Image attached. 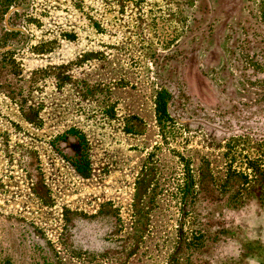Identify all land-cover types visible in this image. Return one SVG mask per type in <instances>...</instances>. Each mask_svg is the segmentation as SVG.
I'll return each mask as SVG.
<instances>
[{
  "label": "rangeland",
  "instance_id": "obj_1",
  "mask_svg": "<svg viewBox=\"0 0 264 264\" xmlns=\"http://www.w3.org/2000/svg\"><path fill=\"white\" fill-rule=\"evenodd\" d=\"M0 264H264V0H0Z\"/></svg>",
  "mask_w": 264,
  "mask_h": 264
},
{
  "label": "trees",
  "instance_id": "obj_2",
  "mask_svg": "<svg viewBox=\"0 0 264 264\" xmlns=\"http://www.w3.org/2000/svg\"><path fill=\"white\" fill-rule=\"evenodd\" d=\"M168 99L169 93L166 89H162L158 92L157 100H156V115L162 121H166V118L169 117L168 112ZM263 157V155H261ZM257 170V167H255Z\"/></svg>",
  "mask_w": 264,
  "mask_h": 264
}]
</instances>
